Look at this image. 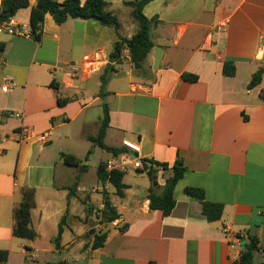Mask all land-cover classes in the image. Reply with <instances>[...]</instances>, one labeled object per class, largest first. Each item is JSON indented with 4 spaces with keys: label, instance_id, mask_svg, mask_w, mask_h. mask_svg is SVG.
<instances>
[{
    "label": "crops",
    "instance_id": "crops-1",
    "mask_svg": "<svg viewBox=\"0 0 264 264\" xmlns=\"http://www.w3.org/2000/svg\"><path fill=\"white\" fill-rule=\"evenodd\" d=\"M129 1L104 0L105 11L118 20L117 31L95 20L56 24L48 14L38 40L0 31L5 44L0 53L4 264L68 263L39 258L44 251L81 250L84 242L72 240L73 235L81 237L96 226L107 237L100 248L89 247L86 264H238L242 241L231 248L224 227L240 237L256 234L264 249V74L257 86L247 87L264 67V0H152L142 14L157 18L149 29L153 48L140 70L132 67L125 48L109 60L118 36L130 38L137 30L132 9L125 5ZM122 8L128 10L127 28L119 18ZM29 14L30 8L20 9L11 20L30 28ZM156 49L162 50V58L153 69ZM228 61L234 67L232 77L222 73ZM108 64L111 71L100 96V76ZM183 74L196 80H184ZM58 98L67 102L60 106ZM103 103L109 115L105 146L120 149L122 141L135 143L141 163L152 160L170 167L178 158L182 161L184 171L173 190L175 207L168 216L149 208V179L135 168L123 172V197L109 183L100 184L96 173L95 184L87 186V154L81 159L68 144L81 149L87 141L99 148L91 137L98 133ZM24 127L46 134V140L17 142L14 133ZM61 153L75 156L85 169L66 166ZM112 157L108 153L98 165ZM129 172L145 178L127 182ZM171 174L158 170V193ZM24 188L35 191L33 240L13 235V212ZM185 188L199 189L204 201L221 204V218L206 221L200 202L186 196ZM92 192L101 199L88 212ZM104 197L117 217L109 223L99 217L90 227L104 209ZM73 217L80 220L78 225H70ZM256 260L264 261V252Z\"/></svg>",
    "mask_w": 264,
    "mask_h": 264
},
{
    "label": "trees",
    "instance_id": "trees-1",
    "mask_svg": "<svg viewBox=\"0 0 264 264\" xmlns=\"http://www.w3.org/2000/svg\"><path fill=\"white\" fill-rule=\"evenodd\" d=\"M152 0H133L125 2V5L132 9L131 15L133 20L137 23V30L130 38H124L118 36V40L113 44L112 52L109 56L111 61L115 57L120 55L123 48L127 49L130 63L135 70H140L142 64L146 60L148 54L153 48V44L150 41L149 29L152 25H155L157 18L148 20L143 14V7ZM107 4L104 0H64L57 2L55 0H35L33 4H30L28 0H0V26L12 19L16 12L20 9L30 8L29 14V26L35 40L40 37L41 27L45 15H50L56 24H62L67 19H80V20H95L101 26H107L113 28L115 31L119 28L118 20L110 12H106ZM5 49V44L0 42V53ZM111 71V66L106 65L103 74L100 76V89L99 94L103 96L104 86L107 80V73ZM222 73L225 76H234V67L230 61L223 64ZM264 74V67H260L252 75L247 87L249 89L257 86ZM182 79L194 82L196 77L193 75L183 74ZM58 104L64 105L67 100L58 98ZM108 108L105 103L102 104V117L98 133L95 137H91V140L100 149L106 150L113 156H117L124 153L125 148H111L104 145L103 139L106 129L108 128ZM90 151L86 155V160ZM63 163L66 166L85 169V165H81V161L71 154H60ZM106 163H100L97 166V180L100 184L104 185L109 183L113 188L117 196L123 197L124 189L126 186L122 182L124 176L123 172L111 171L106 172ZM143 170L147 175L150 187L148 188L147 199L149 200V208L151 210L161 211L164 217L168 216L175 207V201L173 199V190L176 182L181 178L184 171L182 161L178 158L172 166L169 167L166 163H159L152 160H142ZM161 169L163 171L171 170L170 177L165 179V183L158 193V185L156 182L157 172ZM75 186L68 192V198L73 196ZM184 194L188 197L194 198L200 202L201 214L208 222L218 221L223 213V206L221 204L208 203L204 201L203 192L199 189L185 188ZM105 195V194H104ZM104 206L107 205V209H102L105 214L103 222H113L117 214L114 208L111 206L107 197L103 198ZM35 207V191L33 188H24L22 190V200L13 212V235L20 239L33 240L36 238L35 231L30 227L31 210ZM65 222L63 216L58 224V231L56 237L53 239L55 246H58L62 235V226ZM124 228L121 229V231ZM107 234H96L93 236L91 243V250L100 248ZM240 241H244L242 244L239 256L238 264H264V261H257L258 254H263L264 249L259 245V240L256 234L247 232L244 237H239ZM8 258L7 251H0V264L6 263ZM66 264V263H59Z\"/></svg>",
    "mask_w": 264,
    "mask_h": 264
},
{
    "label": "rangeland",
    "instance_id": "rangeland-1",
    "mask_svg": "<svg viewBox=\"0 0 264 264\" xmlns=\"http://www.w3.org/2000/svg\"><path fill=\"white\" fill-rule=\"evenodd\" d=\"M127 9L122 8L120 9V21L122 23V25L127 28L128 27V23L130 21L129 16L127 15ZM132 18V16H131ZM133 20V18H132ZM133 22L136 24L137 23L133 20ZM68 148H70L71 150H74L75 152H77L80 158H84L85 155L87 154L88 151H90V154L88 155V159L87 162L85 163L88 167L87 169V173H86V178H87V186H93L95 184V173H96V168L98 163L100 162V160H103L105 158L108 157V153L104 152L102 150H100L99 148H95L94 150V146L91 142H85V144L83 145V148L79 149L74 147L73 145H69L68 144ZM133 178L138 179V181H142L141 179H144L145 176H137L135 174L132 173H128L125 180L127 182L131 181ZM101 199V195L95 192L91 193V205H88L87 211H90V206L95 207L97 200ZM91 207V209H92ZM102 211V210H101ZM102 217V219L105 218V214L103 212H101V215L99 214L98 217H96L95 222H93L90 227H95L98 224L97 218ZM72 220H69L70 225L74 226L78 225L80 220L76 221L73 218H71ZM103 229L102 228H97V226L95 227V229H89V231L85 232L82 234L81 237H76L75 235H73L72 240L78 241V240H82L84 242V245L82 246L81 250H76V251H61L59 253H54L51 251H44L41 254V257L39 258L40 262H49V263H57L59 261L62 260H68V263L66 264H86V261L84 260V258L87 257L88 255V251H89V247L91 249V243L93 241V236L96 234H103ZM65 238L68 237V234L65 232ZM79 258V260H78ZM77 259V262H74ZM70 261V263H69Z\"/></svg>",
    "mask_w": 264,
    "mask_h": 264
},
{
    "label": "built area",
    "instance_id": "built-area-1",
    "mask_svg": "<svg viewBox=\"0 0 264 264\" xmlns=\"http://www.w3.org/2000/svg\"><path fill=\"white\" fill-rule=\"evenodd\" d=\"M35 0H28L30 4H33ZM0 31H4L8 35L11 36H19V37H33L31 29L22 25H17L13 23L10 19L9 21L3 23L0 26ZM4 90L8 89L7 86L3 88ZM14 137L17 142L23 143L31 140H35L37 142L43 143L47 135L46 134H37L28 128H21L20 130L14 133ZM122 146L125 148V152L121 153L117 156H113L105 164L106 172L111 171H120L124 172L128 168L132 167L136 170H143V164L140 162L138 154L139 147L135 143H130L128 141H122ZM222 234L225 238H229L232 241L230 242V247L233 248L235 245L240 246V239L237 234L231 232L226 227L222 229Z\"/></svg>",
    "mask_w": 264,
    "mask_h": 264
},
{
    "label": "water",
    "instance_id": "water-1",
    "mask_svg": "<svg viewBox=\"0 0 264 264\" xmlns=\"http://www.w3.org/2000/svg\"><path fill=\"white\" fill-rule=\"evenodd\" d=\"M162 58V50L161 49H156L154 54H153V69H158L160 66V61ZM104 209H107V205L104 206ZM242 244H244V241H242Z\"/></svg>",
    "mask_w": 264,
    "mask_h": 264
}]
</instances>
